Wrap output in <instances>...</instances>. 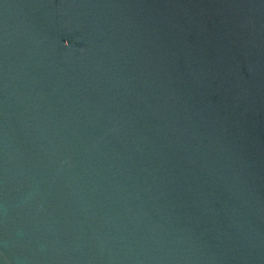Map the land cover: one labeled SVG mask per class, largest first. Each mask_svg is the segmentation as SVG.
<instances>
[{"label": "water", "instance_id": "obj_1", "mask_svg": "<svg viewBox=\"0 0 264 264\" xmlns=\"http://www.w3.org/2000/svg\"><path fill=\"white\" fill-rule=\"evenodd\" d=\"M0 264H264V0H0Z\"/></svg>", "mask_w": 264, "mask_h": 264}]
</instances>
